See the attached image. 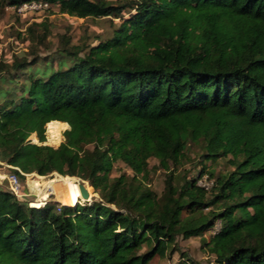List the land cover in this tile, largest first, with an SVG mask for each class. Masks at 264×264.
<instances>
[{
    "label": "trees",
    "instance_id": "1",
    "mask_svg": "<svg viewBox=\"0 0 264 264\" xmlns=\"http://www.w3.org/2000/svg\"><path fill=\"white\" fill-rule=\"evenodd\" d=\"M33 1L119 24L62 41L64 68L39 55L47 21L18 33L32 47L1 66L0 163L21 182L76 177L98 197L32 206L0 188V264H151L208 232L212 264H264V0H0ZM52 121L69 125L57 147L45 144ZM188 142L202 149L189 178ZM221 159L232 169L214 178L207 163ZM118 162L132 174L113 177Z\"/></svg>",
    "mask_w": 264,
    "mask_h": 264
},
{
    "label": "rangeland",
    "instance_id": "2",
    "mask_svg": "<svg viewBox=\"0 0 264 264\" xmlns=\"http://www.w3.org/2000/svg\"><path fill=\"white\" fill-rule=\"evenodd\" d=\"M111 2H117V0H109ZM6 4L0 2V75L2 70V63H12L16 56L24 57L29 56L31 52V43L25 39L23 35L21 38H18V33H24L26 28L33 22H43L47 21L51 25L52 34L47 38L44 46L40 47L39 55L42 58H54L50 62L53 64L54 68H64L65 62H63V54L60 52V48L64 40H70L72 45H80L83 43L93 42L95 37L98 35L102 37H107L112 34L113 30L119 24V19L110 16L106 18L98 19H81L77 17H71L69 15L61 14L58 9L46 10V11H26V12H17L16 10L8 9ZM65 38L62 40V38ZM63 41V42H62ZM46 61V65L50 63ZM43 68L37 70L40 72ZM66 130V129H65ZM63 131H61V138L51 139L48 134L47 129V142L45 144L57 147L63 140ZM36 137V136H35ZM37 138V137H36ZM30 140L34 142L33 135L30 137ZM38 140V139H37ZM57 140V141H56ZM57 143V144H56ZM187 154L190 158L189 162L186 163L181 169V174H186L187 177H196L197 173L201 169V165H198V160L202 154V149L200 145L193 142H188L187 145ZM151 168V188L155 190L159 195H162L165 190V172L158 168V162L156 159L151 158L149 161ZM208 168L214 173V178L230 171L232 168L229 166L227 159L219 160L215 165H212L210 162L207 163ZM12 173L11 167L6 164L0 163V188H7V176ZM132 174V171L123 163L118 162L115 164V170L113 177L119 176L121 174ZM38 175V174H37ZM42 179L40 182L45 184L46 182L56 179L58 176L56 173L41 176ZM36 179V174L27 175L24 182H21L24 195L21 200H27L31 202L32 206L34 203H39L40 205L45 204L48 201H57L61 204L69 206L64 202L65 197L58 198L55 194L52 193L51 187L49 185L42 189L49 193V196L46 199H41L40 192L34 189L29 181ZM213 181V180H211ZM78 185L83 183L80 179L76 178ZM87 183V182H84ZM88 184V183H87ZM98 197V194L94 193L92 188L91 200L86 201L81 197L73 205L78 204L79 202L86 203L94 201L92 198ZM72 205V206H73ZM219 224L217 225L216 230H218ZM213 233H206L204 238L192 237L189 239L178 238L179 251L172 254L167 258L156 257L151 264H180L182 262L181 253L187 255L192 261H195L198 264H212L214 261L213 255L209 251V247L204 243L209 241ZM204 240V241H203Z\"/></svg>",
    "mask_w": 264,
    "mask_h": 264
},
{
    "label": "bare ground",
    "instance_id": "3",
    "mask_svg": "<svg viewBox=\"0 0 264 264\" xmlns=\"http://www.w3.org/2000/svg\"><path fill=\"white\" fill-rule=\"evenodd\" d=\"M69 127L68 123H63L60 121H52L48 123L47 129L48 134L51 139H59L61 138V131L65 130ZM33 140L35 143H39L35 135L33 134ZM57 141V140H56ZM62 142V141H61ZM57 144V143H56ZM57 174V173H56ZM57 178L42 184L40 180L42 179H34L29 181L30 185L38 190L41 191V199H46L49 196V193L42 189V186L46 188L48 185L51 187V191L55 194L58 198L65 197L64 202H66L69 206H72L77 202V200L81 197L80 187L76 182V177L71 176H62L57 174ZM86 187L90 193V197L92 196V188L89 184L86 183ZM34 205L39 206L40 204L34 203Z\"/></svg>",
    "mask_w": 264,
    "mask_h": 264
},
{
    "label": "built area",
    "instance_id": "4",
    "mask_svg": "<svg viewBox=\"0 0 264 264\" xmlns=\"http://www.w3.org/2000/svg\"><path fill=\"white\" fill-rule=\"evenodd\" d=\"M8 9L16 10L17 12H26V11H32V12H38V11H46L50 9L49 3L43 2V1H33L31 3H26L19 8L14 7H7ZM7 189L14 194L17 198H22L24 195L23 188L21 181L17 174L11 173L7 176ZM199 185L203 186L207 189L211 188L213 185V181H211L208 176H204L199 180Z\"/></svg>",
    "mask_w": 264,
    "mask_h": 264
},
{
    "label": "water",
    "instance_id": "5",
    "mask_svg": "<svg viewBox=\"0 0 264 264\" xmlns=\"http://www.w3.org/2000/svg\"><path fill=\"white\" fill-rule=\"evenodd\" d=\"M79 187H80V193H81V195H82V198L84 199V200H86V201H89V200H91V198H90V193H89V191H88V189H87V187H86V183H80L79 184ZM93 200H95L96 199V197H94V198H92Z\"/></svg>",
    "mask_w": 264,
    "mask_h": 264
}]
</instances>
